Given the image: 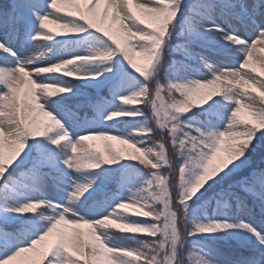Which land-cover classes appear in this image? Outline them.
Here are the masks:
<instances>
[{"label":"snow or ice","instance_id":"snow-or-ice-1","mask_svg":"<svg viewBox=\"0 0 264 264\" xmlns=\"http://www.w3.org/2000/svg\"><path fill=\"white\" fill-rule=\"evenodd\" d=\"M0 264H264V0H0Z\"/></svg>","mask_w":264,"mask_h":264},{"label":"rangeland","instance_id":"rangeland-1","mask_svg":"<svg viewBox=\"0 0 264 264\" xmlns=\"http://www.w3.org/2000/svg\"><path fill=\"white\" fill-rule=\"evenodd\" d=\"M257 47H261V45H257ZM257 68L259 69V64L256 65ZM94 145L100 146L101 147V142L99 140H94L93 141ZM112 143L118 148V149H127L126 145L120 144L119 141H112Z\"/></svg>","mask_w":264,"mask_h":264},{"label":"trees","instance_id":"trees-1","mask_svg":"<svg viewBox=\"0 0 264 264\" xmlns=\"http://www.w3.org/2000/svg\"><path fill=\"white\" fill-rule=\"evenodd\" d=\"M95 146H97V145H95ZM98 148H100V146H97ZM126 148H128V146L126 145ZM130 150V149H129Z\"/></svg>","mask_w":264,"mask_h":264}]
</instances>
